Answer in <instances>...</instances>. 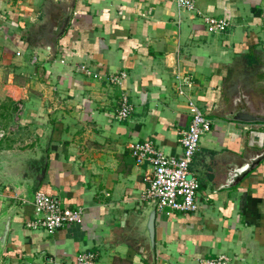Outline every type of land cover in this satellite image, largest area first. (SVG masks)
<instances>
[{
    "label": "crops",
    "instance_id": "crops-1",
    "mask_svg": "<svg viewBox=\"0 0 264 264\" xmlns=\"http://www.w3.org/2000/svg\"><path fill=\"white\" fill-rule=\"evenodd\" d=\"M197 8L0 0V54L26 76L18 131L34 136L0 166V222L12 214L0 264H77L89 251L98 264H196L221 253L230 264H264V119L241 120L246 111L264 116V0H198ZM203 14L228 18L229 28L209 33ZM124 96L133 111L120 121ZM188 98L213 123L191 164L201 208L156 205L153 255L142 212L154 204L143 199L150 167L130 146L152 140L180 156ZM38 190L83 207L84 222L54 233L27 227Z\"/></svg>",
    "mask_w": 264,
    "mask_h": 264
},
{
    "label": "built area",
    "instance_id": "built-area-1",
    "mask_svg": "<svg viewBox=\"0 0 264 264\" xmlns=\"http://www.w3.org/2000/svg\"><path fill=\"white\" fill-rule=\"evenodd\" d=\"M177 6L182 9L197 11L198 0H176ZM200 13V12H199ZM206 30L209 33L224 32L229 28L230 21L225 17H216L203 14ZM20 55V52H17ZM87 74L101 77L92 73L83 66ZM125 73H117L110 77L114 83H120ZM180 95L185 94L182 85L178 88ZM188 106L191 114L189 127L182 132L180 142L183 152L178 157L168 156L158 148L152 140L137 141L131 144V154L139 165L148 164L150 167L145 173L147 187L143 193V199L153 201L159 209H170L194 213L200 210V182L191 171V164L200 150L201 139L212 129V120L207 117L200 105L188 98ZM133 107L128 97L124 96L117 112L118 120H125L132 114ZM34 206L33 217L26 222L27 227L35 230H47L54 233L57 229L81 224L85 219L83 207H68L55 196L38 190L31 202ZM97 252H81L77 255V264H98ZM229 254H218L213 257L201 258L196 264H230Z\"/></svg>",
    "mask_w": 264,
    "mask_h": 264
},
{
    "label": "rangeland",
    "instance_id": "rangeland-1",
    "mask_svg": "<svg viewBox=\"0 0 264 264\" xmlns=\"http://www.w3.org/2000/svg\"><path fill=\"white\" fill-rule=\"evenodd\" d=\"M5 57L3 53L0 54V166H3L5 159L19 154L25 148L21 144L34 138H25L18 131L17 120L26 87V76L19 66L8 63Z\"/></svg>",
    "mask_w": 264,
    "mask_h": 264
},
{
    "label": "water",
    "instance_id": "water-1",
    "mask_svg": "<svg viewBox=\"0 0 264 264\" xmlns=\"http://www.w3.org/2000/svg\"><path fill=\"white\" fill-rule=\"evenodd\" d=\"M247 116L242 118L241 120L245 121H253V120H263L264 116H255L251 114V112L246 111ZM143 215L145 216L146 223V233H147V239L149 242L150 250L153 255H155V243H156V238H155V218H156V203L152 204L149 208L144 209ZM11 212L7 214L6 218L0 222V252L3 251L5 244L7 242L8 234L10 231V226H11Z\"/></svg>",
    "mask_w": 264,
    "mask_h": 264
}]
</instances>
